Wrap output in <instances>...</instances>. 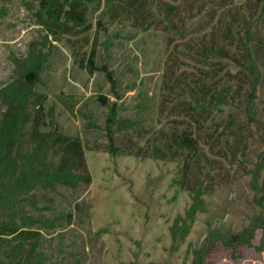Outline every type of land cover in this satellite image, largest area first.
<instances>
[{"label": "trees", "instance_id": "1", "mask_svg": "<svg viewBox=\"0 0 264 264\" xmlns=\"http://www.w3.org/2000/svg\"><path fill=\"white\" fill-rule=\"evenodd\" d=\"M7 1L0 0V22ZM23 6L44 34L16 60L18 76L0 88V264H48L39 248L42 233L63 219L71 222L72 215H30L27 207L47 209H38L34 192L91 182L83 142L55 128L42 130L47 120L54 124L53 109H45L46 96L34 88L54 43L67 49L77 68L102 72L109 83L115 100L96 97L107 109L102 126L83 115L87 129L103 131L108 155L175 164L171 186L187 192L190 203L169 226L172 249L186 241L206 211L205 197L227 181L232 166L249 175L259 211L238 232L209 228L204 243L191 249V264H207L217 244L231 250L232 260L240 246L264 255V149L250 169L243 166L251 138L245 125L264 126V0H25ZM113 25L166 37L157 129L145 124V105L137 106V118L121 116L123 92L107 65L95 64L98 35ZM111 45L103 42L107 59Z\"/></svg>", "mask_w": 264, "mask_h": 264}, {"label": "rangeland", "instance_id": "2", "mask_svg": "<svg viewBox=\"0 0 264 264\" xmlns=\"http://www.w3.org/2000/svg\"><path fill=\"white\" fill-rule=\"evenodd\" d=\"M24 1L8 0V14L0 22V88L18 76L16 60L26 58L44 34L24 8ZM106 40L112 44L108 59L103 50ZM166 41L158 30L140 32L118 25L109 26L97 38L95 64H106L117 80L123 92L121 116L137 118V106L145 105L149 109L142 117L152 130L158 128L156 105L167 58ZM54 46L34 88L46 96L45 109H53L54 124L47 120L42 130L55 128L83 142L91 182L76 188L57 186L34 192L38 209H47L27 207L30 215L46 219L72 215L71 222L63 219L61 226L42 233L39 248L48 264H191V249L204 243L209 228L235 233L249 225L250 218L259 211L248 186L250 177L240 168L227 166V181L205 197L206 211L197 215L186 241L174 251L169 226L190 203L187 192L171 186L175 164L135 157L111 158L104 149L107 141L103 131L87 129L83 117L102 126L107 109L96 102V97L115 100L107 79L102 72L89 75L77 68L65 47L57 43ZM259 108L264 120V104ZM245 127L251 134L243 163L247 170L264 149V126ZM117 138L118 142L123 140ZM260 236L256 231L255 244ZM235 254L239 258L232 260L231 250L217 244L205 261L264 264L263 253L251 248L240 246Z\"/></svg>", "mask_w": 264, "mask_h": 264}]
</instances>
